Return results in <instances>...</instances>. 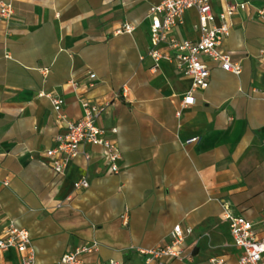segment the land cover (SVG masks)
I'll return each mask as SVG.
<instances>
[{
	"label": "crops",
	"instance_id": "obj_1",
	"mask_svg": "<svg viewBox=\"0 0 264 264\" xmlns=\"http://www.w3.org/2000/svg\"><path fill=\"white\" fill-rule=\"evenodd\" d=\"M0 1L14 9L0 17V236L11 221L27 230L35 264H60L93 242L99 251L85 264H144L140 251L168 243L181 225L193 230L189 257L166 264H238L224 209L253 223L264 217V0L213 1L217 13L248 3L222 44L243 72L203 57L210 86L185 108L190 78L148 56V13L163 0ZM197 22L187 11L173 35L196 42ZM124 25L135 31L116 34ZM52 97L73 122L82 100L107 105L98 125L121 149L118 174L91 146L83 148L91 160L79 156L63 175L44 165L65 129ZM84 178L89 188L76 191ZM21 259L15 249L0 254V264Z\"/></svg>",
	"mask_w": 264,
	"mask_h": 264
},
{
	"label": "built area",
	"instance_id": "obj_2",
	"mask_svg": "<svg viewBox=\"0 0 264 264\" xmlns=\"http://www.w3.org/2000/svg\"><path fill=\"white\" fill-rule=\"evenodd\" d=\"M213 1L218 0H163L160 4L150 8L148 17L151 19V49L148 56L151 57L156 67L162 61L174 64L177 71L191 80L190 90L183 96L182 106L188 107L196 104L195 93L205 91L211 82V71L203 61L207 57L226 72L240 76L243 68L240 63L234 62L231 56L222 49V44L231 33L233 18L248 3L228 5L224 12L217 13L213 7ZM196 10L198 22L195 30L199 33L196 42L178 40L174 31L183 24L184 15L189 10ZM14 9L11 4L0 1V17L11 18ZM135 28L124 25L116 31V34H132ZM90 80L95 82L96 75L90 74ZM73 88H77L75 81L70 82ZM91 86H93L91 84ZM125 92V91H124ZM51 102L58 119L64 124L65 129L55 138V146L46 151L48 159L44 165L49 166L57 175H63L69 164L83 156L85 161L91 160V155L83 151L86 146L101 149V157L113 174L120 172L119 162L122 159L121 149L114 140L110 139L107 132L98 125L101 116L106 112L107 105L92 104L82 100L84 110L83 117L73 122L61 114L64 101L61 98H51ZM117 133V129L112 130ZM199 141V138H191L186 144ZM5 186H8L5 183ZM90 182L84 178L75 182L74 189L81 191L89 188ZM223 220L229 223L234 245L241 249L242 256L238 264H264V217L258 223H253L242 216L235 215L228 207L224 209ZM124 220L128 214H124ZM191 228H183L177 225L169 235V242L151 248L141 250L145 256L144 264H166L172 260L183 261L189 257L187 239L191 236ZM99 244L93 242L66 253L60 264H85L84 257L99 251ZM11 249L17 250L21 255L22 264H35L36 252L32 245L30 233L19 228L14 222H9L2 236H0V254ZM108 264H122L111 260ZM210 264H227L223 259H212Z\"/></svg>",
	"mask_w": 264,
	"mask_h": 264
}]
</instances>
